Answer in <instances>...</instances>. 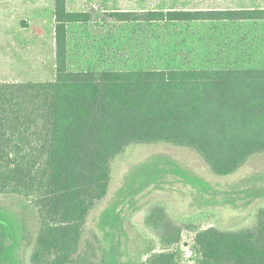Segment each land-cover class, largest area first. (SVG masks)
Here are the masks:
<instances>
[{"label": "trees", "instance_id": "trees-1", "mask_svg": "<svg viewBox=\"0 0 264 264\" xmlns=\"http://www.w3.org/2000/svg\"><path fill=\"white\" fill-rule=\"evenodd\" d=\"M53 19V80L0 82V195L24 198L35 210L24 264H110L85 240V228L108 193L112 162L129 147L190 149L222 177L264 153V37L255 67L77 71L68 66V25L170 33L179 25L255 24L264 33V8L71 11L67 0H53ZM164 219L161 209L146 217L153 238L135 264H187L176 248L181 230ZM192 232V264H264L263 209L249 228ZM3 241L0 227V255Z\"/></svg>", "mask_w": 264, "mask_h": 264}, {"label": "rangeland", "instance_id": "rangeland-1", "mask_svg": "<svg viewBox=\"0 0 264 264\" xmlns=\"http://www.w3.org/2000/svg\"><path fill=\"white\" fill-rule=\"evenodd\" d=\"M9 3L14 4V13L0 14V82L53 80V0ZM68 7L71 11L251 10L264 8V0H68ZM24 20L31 22L30 30L21 31V23L29 25ZM263 37L262 26L255 24L179 25L170 33L113 23L102 28L71 25L67 60L69 69L77 71L255 67L261 65ZM168 55L176 59L167 60ZM154 209L163 211L165 226L181 230L176 248L182 261L192 264L193 228H249L257 212L264 210V153L222 177L190 149L131 146L112 162L108 193L90 213L84 238L95 242L98 256L110 264H135L139 249L153 238L145 220ZM0 227L4 232L0 264H24L38 227L30 202L0 195Z\"/></svg>", "mask_w": 264, "mask_h": 264}, {"label": "crops", "instance_id": "crops-1", "mask_svg": "<svg viewBox=\"0 0 264 264\" xmlns=\"http://www.w3.org/2000/svg\"><path fill=\"white\" fill-rule=\"evenodd\" d=\"M17 1H41V0H0V2H3L4 3V5H3V3H1V5H0V14H1V17H4L3 16V14L4 13H7V12H9L10 14H13L14 13V10L16 9L15 7H13L14 6V4H11V3H9V2H17ZM68 1V0H67ZM43 2V1H42ZM5 4H8V5H5ZM20 7H22V6H20ZM69 8V7H68ZM81 11H84V10H81ZM53 18V17H52ZM25 21V20H24ZM40 21V23H39V25H37V28H38V30L39 31H41V30H43L42 28V21L41 20H39ZM27 24H29V25H26V24H24V23H21L22 24V26H23V28H22V30L21 31H25V30H30V28H32V25H31V22H28V21H25ZM38 22V21H37ZM34 23V22H33ZM32 23V24H33ZM73 26H76V27H80V26H89V25H80V24H72ZM69 26H71V25H68V27H67V29L69 28ZM53 32H54V19H53ZM26 34V33H25ZM54 40V39H53ZM53 47H54V49H55V44H54V41H53Z\"/></svg>", "mask_w": 264, "mask_h": 264}]
</instances>
